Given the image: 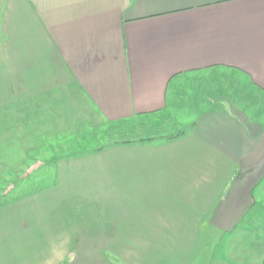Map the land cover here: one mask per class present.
<instances>
[{
  "label": "crops",
  "instance_id": "0c3cea01",
  "mask_svg": "<svg viewBox=\"0 0 264 264\" xmlns=\"http://www.w3.org/2000/svg\"><path fill=\"white\" fill-rule=\"evenodd\" d=\"M105 128L153 135L76 152ZM103 157L174 194L156 224L189 235L179 264H264V0H0V178ZM18 208L0 264L65 263Z\"/></svg>",
  "mask_w": 264,
  "mask_h": 264
},
{
  "label": "rangeland",
  "instance_id": "374dc122",
  "mask_svg": "<svg viewBox=\"0 0 264 264\" xmlns=\"http://www.w3.org/2000/svg\"><path fill=\"white\" fill-rule=\"evenodd\" d=\"M169 129L166 132H173ZM117 131L110 133L105 128L97 139L83 140L74 149L85 155L153 135L151 130L145 136L136 130L125 134ZM180 135L183 133L177 137ZM116 163L110 160V172H106V157L96 161L93 172L4 171L0 202L19 205L17 210L8 211L6 218L33 216L34 231H52L47 249L59 246L64 252L63 264H179L188 242L175 238L185 232L176 230L177 226L156 224L160 216L170 217L163 213L168 212L165 207L175 199L174 194L157 192L153 179L144 181L142 172H122L120 162ZM157 205L163 206L162 210H157ZM39 218L44 220L40 229L36 226ZM164 232L169 235L162 237L168 236V241L156 240ZM184 237L188 240L189 235ZM212 241V235L205 234L194 246L198 249L203 245L199 251L210 250Z\"/></svg>",
  "mask_w": 264,
  "mask_h": 264
},
{
  "label": "trees",
  "instance_id": "16d2710c",
  "mask_svg": "<svg viewBox=\"0 0 264 264\" xmlns=\"http://www.w3.org/2000/svg\"><path fill=\"white\" fill-rule=\"evenodd\" d=\"M175 138H177V136H175V137H172V138H170V139H175Z\"/></svg>",
  "mask_w": 264,
  "mask_h": 264
}]
</instances>
